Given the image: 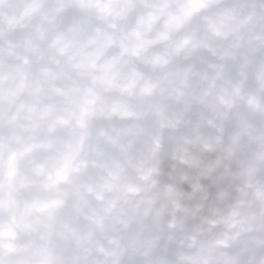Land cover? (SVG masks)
Wrapping results in <instances>:
<instances>
[{
    "label": "clouds",
    "instance_id": "obj_1",
    "mask_svg": "<svg viewBox=\"0 0 264 264\" xmlns=\"http://www.w3.org/2000/svg\"><path fill=\"white\" fill-rule=\"evenodd\" d=\"M0 264H264V0H0Z\"/></svg>",
    "mask_w": 264,
    "mask_h": 264
}]
</instances>
